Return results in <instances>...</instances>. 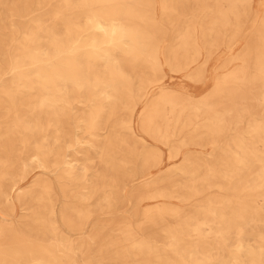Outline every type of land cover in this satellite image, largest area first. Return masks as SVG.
Segmentation results:
<instances>
[{
    "label": "bare ground",
    "instance_id": "obj_1",
    "mask_svg": "<svg viewBox=\"0 0 264 264\" xmlns=\"http://www.w3.org/2000/svg\"><path fill=\"white\" fill-rule=\"evenodd\" d=\"M255 1L0 0V264H264Z\"/></svg>",
    "mask_w": 264,
    "mask_h": 264
},
{
    "label": "rangeland",
    "instance_id": "obj_2",
    "mask_svg": "<svg viewBox=\"0 0 264 264\" xmlns=\"http://www.w3.org/2000/svg\"><path fill=\"white\" fill-rule=\"evenodd\" d=\"M257 2H258V0L255 1L256 7L258 6ZM217 55H219V56H217ZM226 56L227 55H224V54L220 55V53H217V54L214 53V55H212L208 59L207 64H206L208 77H210V76L212 77V75H214V74H219L226 66H231V63H227V61L225 59ZM168 74L173 76V77L167 79L170 86L178 87V88L183 87V88L188 89L191 92L192 91H194V92L201 91L199 88V85H196V83L187 79L182 74L171 73L169 71H168Z\"/></svg>",
    "mask_w": 264,
    "mask_h": 264
}]
</instances>
